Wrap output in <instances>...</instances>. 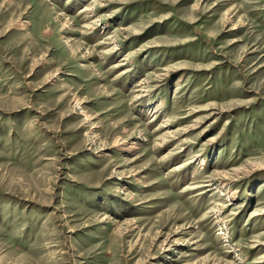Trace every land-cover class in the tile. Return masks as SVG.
Masks as SVG:
<instances>
[{"label": "rangeland", "instance_id": "1", "mask_svg": "<svg viewBox=\"0 0 264 264\" xmlns=\"http://www.w3.org/2000/svg\"><path fill=\"white\" fill-rule=\"evenodd\" d=\"M0 264H264V0H0Z\"/></svg>", "mask_w": 264, "mask_h": 264}, {"label": "bare ground", "instance_id": "2", "mask_svg": "<svg viewBox=\"0 0 264 264\" xmlns=\"http://www.w3.org/2000/svg\"><path fill=\"white\" fill-rule=\"evenodd\" d=\"M87 9V8H86ZM88 10V9H87ZM122 64V63H121Z\"/></svg>", "mask_w": 264, "mask_h": 264}]
</instances>
